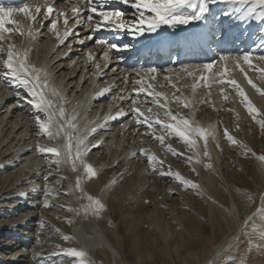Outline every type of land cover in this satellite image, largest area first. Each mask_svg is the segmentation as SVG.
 I'll use <instances>...</instances> for the list:
<instances>
[{
	"label": "bare ground",
	"instance_id": "1",
	"mask_svg": "<svg viewBox=\"0 0 264 264\" xmlns=\"http://www.w3.org/2000/svg\"><path fill=\"white\" fill-rule=\"evenodd\" d=\"M47 3H52L56 9L68 12L70 17L69 23L71 25L72 4H82L83 2L65 3L64 1L59 0L53 3L51 0H42L41 2H34L32 4L46 5ZM19 6L21 5L12 7ZM108 7L124 11L129 21L135 11L128 5L115 2L108 5ZM228 7V5L223 3L210 5V14L208 16L209 28H222L224 33H228L239 38L236 40H230L219 47L212 44L210 47L213 55L212 60H215L220 54H223V52L240 55L244 52L252 50L254 53L253 62L258 67H264V61L259 59V56L264 55V49L256 47V44L261 37V29H264V22L257 21L252 18L242 21L237 18L238 14L233 17H221L220 21H216V15L221 11L226 10ZM86 14L87 13L85 12V15ZM16 19L23 20V17L17 15ZM192 26L193 25H189L187 28L180 26L177 29L163 27L159 31V34H162L163 31L167 29L173 33L177 30H188L190 29L189 27ZM34 27L40 29V32L35 40L22 41L19 36H13V40L18 47H30L32 49L30 53V61L38 67L42 66L47 68L48 72L52 74L53 82L69 101V104L67 105L69 110L77 102H81L82 107L79 109L81 115L83 116L86 114L89 121H96L98 123L102 122L103 117L109 113L115 114L119 108H123L129 113L128 116L108 121L106 127L99 128L98 131L89 138L90 143L102 141L99 148L91 149V151L94 150L95 152L94 154L91 153V156H88L89 161L98 168V165L94 162V157L98 154L100 155L99 158L102 161H109V164H112L109 171H106L108 170L107 168L104 170H100L98 168L100 171L99 177L92 181H87L83 185L85 192L93 196L104 198V195L109 193V208L102 214L103 218L96 219L91 216H88L87 218L85 217L82 205L87 204V201L79 200L77 198L79 196L78 190L67 196L61 195L66 199V204H69L72 208L79 210V214H77L58 207L59 209H62L61 211L65 213L70 220L74 221V223H71V235L74 236L75 239L69 242L70 246L86 250L89 253L91 261L95 262V264H108V260L110 258L114 259L116 255H121L119 248L123 243L124 247L125 242L127 244L133 240L134 234H136V236L139 235L143 219L141 214L138 212L136 215L134 214L131 217L128 216L122 218L123 224H126L127 227L125 231L117 229L114 226H108L107 220H109V218H111V220L119 218L122 210L124 209V211H126L128 209V205L133 203V196L142 193L144 186L158 184L159 181H161V183L174 181L168 176H160L157 173H151L152 175L150 176H146L145 174V176L137 182L139 179L138 175L141 172L137 173V175L132 173L129 174L128 170L120 172L122 166L127 160L130 162L132 161L131 159H133L134 161H132V164L133 162L136 163L135 161L137 158H139L138 162H141V164L143 161H147L144 156L139 155V149L141 147L150 149L160 159L164 160L167 163H165L166 165H174L173 167H175L177 171L180 169L181 172L182 170V175L186 174L191 176L192 180L200 183L203 190L202 193L204 194L207 202V204L203 206V212L205 213L209 210L210 222L213 223L216 230L224 228V226H226L225 224H230L233 229L230 235H234L243 225L247 216L252 212H247V210H251L252 207L243 200L241 197L242 194L237 191L238 188L242 187L246 190L261 188V192L262 189H264V168L261 167V162L255 157H251V155L248 158H244L241 155L240 150L233 148L222 135V128L227 126L237 139L243 141L245 144L247 143V145L257 154H264V132H262L259 126L248 116L244 106L239 103V98L236 96L235 92L231 88H227L226 91L229 93L232 102L223 103L224 101L222 100L219 92H214V89L219 87L217 85H213L211 89V103H201V101L206 98L209 89L206 87L198 88L196 90L195 97H193L191 88L185 86L193 83V80L192 78L184 76L181 70V65L186 64H182L184 61L175 63L179 57L181 47L170 50L171 57L174 61L166 68H158L156 67L155 62H150L151 56L154 53L153 47H150L149 53L140 51L141 48L151 40V34H145L143 37L134 39L125 33H113L101 30L99 32L92 33L93 39H88V36L93 28L92 23L89 22L87 25L75 28L74 35L69 36L63 44H60L52 32L48 30L47 25H41L39 17ZM58 27H60L61 31H63L62 22L58 25ZM197 31L198 33L205 31L203 25H201ZM80 39H84L83 44L79 43ZM97 40H105L106 43L100 44L96 42ZM151 42L152 41H150V43ZM109 43L127 47L125 51L120 53H117L115 50L109 52L110 60L106 62L102 53L107 50V45ZM228 43L231 45V49L229 50L227 49ZM206 45L209 47L208 43L198 44V46H195V54H200V48ZM89 53L92 54L94 60L88 59ZM132 57H134V60L131 59ZM96 63L101 65L102 75H93V73L97 71L95 68ZM143 64L151 65L149 67H156L159 70L156 81L152 83L155 85H165L163 88L156 87L155 90L165 92L169 96L171 95L172 90L166 86L167 82L163 79V77L165 75L173 76V82L177 84L178 88H181L183 96L187 97L189 100L194 99V118L202 127L214 125L213 115L214 110L216 109H214L213 105L216 108L221 104L222 108H218H220V110H224L225 113H220L218 115V122L220 123L218 129L220 130V145L222 151L220 149L219 150L222 152V156L221 161L217 166L220 167V170L214 165L213 169L209 170L204 166V164H196L195 167L199 172V177L195 176L183 158H173L171 153L166 152L163 146H161L157 141H154L150 135L146 134L147 130L144 125H137L136 120L131 113L132 105L129 98H136L133 91L135 87L133 81L140 79V77L135 74V70L140 69ZM189 64L199 65L202 63L199 61ZM216 66L219 67V65ZM244 67L245 71H247L248 75L256 81L258 86L264 88V81H261L258 78V75L248 69L247 66ZM169 68L173 70L172 73L167 72V69ZM4 71L5 69L2 65H0V162L6 160L8 162L15 161L19 164L18 166L21 170L27 169L28 167V171L24 173L25 175H29V170L33 171L34 169H44L46 172L49 170V166H51L52 170H57V166L54 163L35 151L37 144L48 143L45 138L37 135V129L33 120V117L37 114V112L32 105L28 103V99H26L28 94L23 86L19 85L18 82L5 81ZM197 75H199V73H197ZM229 75L231 78H235L243 85V88L247 92L248 96L261 111L262 104H264V96H261L254 89H252L247 83V80L240 73L239 69H235L231 64H229ZM177 76L180 78L178 79ZM125 78H127V82H125ZM143 80L148 81V76L145 75ZM105 87H110V91L102 97L93 99L94 94ZM17 93H19V96ZM177 95H180V93L178 92ZM120 96H124L126 98L121 100L119 99ZM150 104L151 100L146 99L143 94L137 98L136 107H140L142 111L147 107L152 106ZM152 107L153 111H156V108L154 106ZM171 107L173 111L177 110L175 103H173ZM228 107L234 108L235 112L239 113V116L237 117L233 114V112L225 110ZM179 110L185 116L190 115L189 109L180 108ZM162 115L163 113L161 111V116ZM245 117L248 119L245 120ZM237 122L240 125V131L232 130ZM168 141L173 144L176 143L174 148L180 150L181 152L186 151L184 144L175 138H171ZM168 141L166 140V143H170ZM215 147V141L210 139L209 151L211 154V160L208 161L207 158H204L205 163L211 162L213 164V156L215 155L213 150ZM101 149L103 150L101 151ZM131 151H137L138 156L136 158H130L129 153ZM230 151L235 153H232V158L227 155ZM116 161H120V163L114 165V162ZM10 164L7 163L4 164V166L1 165L0 167L7 168L10 167ZM175 168H173V170H175ZM60 173L68 177L63 184L64 187H62L64 190H68V187L74 185L75 183V174L67 167H64ZM121 173L123 176L120 175ZM22 176L23 173L19 172L17 178L15 177L10 179L11 182L6 187H4V184L9 178L7 180L4 179V183L2 185L4 188H0V192H2L0 193V210L6 214V219V217H9L10 212L14 215L16 211L22 208L28 207L30 210L33 209V212L30 213V211H28L26 214V217L32 216L31 219L24 223L29 225L31 224L30 221L36 219H33V216L35 217V203L37 202V198L31 199V197L35 195L34 191H38L37 189L39 188L40 182L35 181L36 179L31 180L30 182L34 181V184L31 187L35 188V190L31 191L29 189L30 182H26V179H23ZM222 176H224V178ZM30 177L36 176L32 174ZM222 178L229 186L231 200H227L224 190L220 189L217 185L222 184ZM112 179H116L117 184H109L106 188L105 185ZM41 183H44V186L42 188L40 187L42 189L40 192H42L44 196L45 186H47V191L49 193L56 192L52 188V184H50L49 181H47V185L45 181H41ZM179 189H181V187L178 185V188H175V190ZM50 196L53 195L47 196V199ZM29 200L32 201L29 202ZM212 200H215L217 203H212ZM42 201H44V199ZM50 208L51 207H46V209ZM141 209H143V207H139L137 211ZM164 209L165 208L162 207L158 213H156V209V211L154 210L155 212H148L145 216L146 221L150 224V226L155 227L156 230H160L161 235L165 233L163 230L166 214L168 212ZM45 212L42 209L41 216L37 219L41 220L42 216H45ZM47 213H50V210H48ZM21 217L23 219V216ZM12 219L9 220V222L14 224L8 225L7 227L12 226L16 228L17 231L25 230V228H17L19 225L16 223L19 219ZM196 224L199 225L200 223L196 222ZM131 226L132 231L130 232ZM200 226L201 228H199V230L201 229L200 231L202 232L205 231L206 225L200 224ZM8 231L9 230L3 232L0 230V233L2 232V234H0L1 237L8 236L6 234ZM28 234H31V231L27 232V235ZM55 239L59 242H65L61 236H58ZM17 244L18 243H7V248L11 251H15V249H17ZM262 244H264V239L259 241V244L257 245L258 248L254 253V256H251L250 259L254 261L257 260L260 264H264V258L262 257L264 252L258 250L263 248V246H261ZM26 245L27 242L20 243L18 248ZM191 245L192 248H195L196 246L194 242ZM214 247L215 246L210 247L207 251L205 250L206 252L200 260L206 258L208 253ZM220 248L222 249V247ZM194 257L199 259L200 256L198 257V254L194 253Z\"/></svg>",
	"mask_w": 264,
	"mask_h": 264
},
{
	"label": "snow or ice",
	"instance_id": "2",
	"mask_svg": "<svg viewBox=\"0 0 264 264\" xmlns=\"http://www.w3.org/2000/svg\"><path fill=\"white\" fill-rule=\"evenodd\" d=\"M128 5L134 9V14L129 21L124 11L108 7L112 3ZM223 3L229 7L221 11L215 17L216 21H220L221 17H233L238 14L239 20H248L249 18L264 22V0H83L82 4H72L71 20L69 23V13L64 10L56 9L52 3L46 5L23 3L19 7L0 6V65L5 69L4 79L6 82H18L26 90L28 103L36 110L33 120L37 129V135L45 138L48 143L37 144L35 151L40 155L48 158L57 166V172L62 171L64 167L70 169L75 174V183L68 187L64 193L58 191L49 193L45 186V197L49 195H70L78 190L79 200H86L87 204L82 205L84 215L87 218L91 216L96 219L103 218L102 214L107 211V204L99 196L88 194L84 190V183L97 179L100 171L88 159L89 152L92 148H99L102 141L94 143L89 142V138L93 136L99 128H104L110 120L120 119L128 116L129 113L123 108H119L115 114L109 113L103 117L102 122L89 121L87 115H81L79 109L82 107L81 102H77L69 110L67 105L69 101L61 90L53 82V77L45 67H38L30 61V47H18L13 36L21 37L22 41L35 40L40 32L39 28L34 27L38 21L41 25H47L48 30L52 32L60 44L71 35H74V29L92 23L93 28L88 36V39H93L92 33L106 30L113 33H125L134 39L145 36V34H159L163 27L169 29H177L180 26L187 28L189 25L201 24L205 31L201 33H191L183 37V42L190 45H198L208 43L209 48L212 44L217 47L236 40L239 37H234L228 33H224L222 28H209L208 16L210 14V5ZM85 12L87 13L85 15ZM20 15L23 20L16 19ZM62 22L63 31L58 25ZM97 43H106L105 40H97ZM79 43L83 44L84 39H80ZM158 44H173L180 43L178 40H168L167 38L157 42ZM127 46L109 43L107 50L102 53L104 60H110L109 52L115 50L117 53L126 50ZM257 48L264 49V29H261V37L256 44ZM89 60H94L91 53L88 54ZM254 53L252 50L244 52L240 55H233L229 52H223L215 60L205 62L199 65L184 64L181 65V70L184 76L192 78L193 83L185 85L190 87L195 97L196 90L201 87L209 89L207 96L201 103H211L212 86L219 87V94L224 102H232L227 88H231L239 98V103L244 106L248 116L255 122L262 132H264V112H261L248 96L245 89L235 79L229 75V64L235 69H239L240 73L247 80V83L258 94L264 96V88L258 86L256 81L248 75L245 67L258 75L261 81H264V67H258L254 62ZM259 59L264 61V55L259 56ZM216 65H219L217 67ZM96 72L94 76L102 75L101 65L95 64ZM159 70L156 67L140 68L135 70V74L140 77L133 81L135 87L133 89L136 98H129L132 105L131 113L136 120L137 125H144L147 132L154 141H157L163 146L166 152L171 153L174 157H180L185 160L191 171L199 176L195 165L204 164L211 170L213 164L205 163L204 158L211 160L209 151V140L215 141L217 149L222 151L220 145V130L216 125L202 127L195 120L194 99L189 100L183 96L181 88L173 82L172 75H165L163 79L167 82V87L171 91L169 96L165 92L156 91V87L163 88L165 85H155L152 82L156 81ZM167 72L172 73L171 68ZM199 73V75H197ZM148 76V81H144L143 77ZM179 79L180 77L177 76ZM127 82V78H125ZM110 91V87H105L99 92H96L93 99L104 96ZM180 95H177V93ZM143 94L146 99L151 100V105L145 110L136 107L137 98ZM19 96V93H17ZM126 97L120 96L123 100ZM175 103L177 110L173 111L171 105ZM214 109L215 106L213 105ZM189 109L190 115L185 116L179 109ZM227 111L233 112L237 117L239 113L235 112L234 108H227ZM161 111L163 115L161 116ZM147 113V114H146ZM236 131H240V125L237 122L235 125ZM222 135L227 142L233 147L240 150L244 158L255 157L261 162V167L264 168V154H257L243 141L237 139L227 126L222 128ZM166 137L169 139L175 138L182 142L186 151L181 152L172 146L171 143H166ZM31 151V150H30ZM139 155L144 156L151 166V170L160 176H168L173 179L183 190L194 191L197 196H202L201 184L186 178L179 171L173 170L170 165H166L165 161L160 159L154 152L146 147L139 149ZM137 151L129 153L130 158H136ZM117 164L120 161L116 162ZM123 176V174H120ZM54 176V173L49 166V170L44 175L43 179L46 182ZM66 176H59L57 183H62L67 180ZM110 185H116L117 180L112 179L105 185L107 188ZM170 194H177L175 190L170 189ZM251 199V197H248ZM145 204H150L151 201L145 200ZM212 203H217L212 200ZM43 207H61L66 211L79 214L78 209H74L65 205H54L45 198ZM230 211V210H226ZM71 224L73 220H67ZM111 223V221H109ZM43 226V224L41 225ZM60 233V229H55ZM61 238L65 242H70L75 239L74 236L61 233ZM61 255L71 258L72 264H92L89 253L84 249L75 247L61 248Z\"/></svg>",
	"mask_w": 264,
	"mask_h": 264
},
{
	"label": "rangeland",
	"instance_id": "3",
	"mask_svg": "<svg viewBox=\"0 0 264 264\" xmlns=\"http://www.w3.org/2000/svg\"><path fill=\"white\" fill-rule=\"evenodd\" d=\"M240 85L242 84L240 83ZM215 91L219 92V88L214 89V92ZM218 107L222 108L221 104ZM218 107L215 108L216 110H214L213 115V122L217 127L220 126V123L218 122V115L220 113H225L224 110H220V108ZM261 108V111H263L264 104H262ZM246 119L248 118L245 117V120ZM232 130H236L235 126L232 128ZM165 139L167 141L169 140L168 137H166ZM171 144L173 147H175L176 145V143ZM102 150L103 149H101V151ZM94 152V150L90 151L88 156H91L92 154H94ZM213 152L215 154L213 156V165L220 170V167L217 165L221 161L222 152L216 147L214 148ZM232 153L233 152L230 151L227 155L232 158ZM171 156L173 155L171 154ZM99 157L100 155H95V164L98 165V168L100 170H104L105 168H107L108 170L106 171H109V169H111L110 167H112V164H109V161H102ZM173 158L175 157L173 156ZM131 160L134 161L133 159ZM132 161L128 162L127 160L122 166L120 172L128 170L129 174L132 173L136 175L137 173L141 172L138 175L139 179L137 182H139L140 179L145 176V174L146 176H150L156 173L151 170V166L149 165L148 161H143V163L141 164V162H138L139 158H137L135 161L136 163L133 162L134 165L132 164ZM116 162H114V165L117 164ZM7 163H11L10 167H0V188L3 187L2 185L4 183V179L7 180L9 178L8 181H6L4 184V187H6L11 182L10 179H13L15 177L17 178L19 172L23 173L22 178L26 179V182H30L31 180L36 179L35 181L40 182V184L39 188L37 189L38 191H34L35 195L31 197V199L37 198V202L35 203V217L33 216V219H36L30 221L31 224L26 225L24 223L32 218V216L26 217V214L28 211H30V213L33 212V209L30 210L28 207L22 208L16 211L14 215L10 212L9 217H6V219V214L0 210V230H2L3 232L9 230L8 233H6L8 236L1 237L0 235V264H72V262L70 261L71 258L59 254L61 248L72 246H70L69 242H59L57 239H55L58 236H61V233L71 235L72 224L66 222V219L70 220V218H68V216L61 211L64 208L59 209L61 207L58 208L57 206L46 209V207L42 206V200L47 197H45L42 192H40L42 190L41 188L44 186V183H41V181H44L43 177L47 173V171L45 172L44 169H34L35 171L29 170V175L31 174L30 176H32V174L36 176L30 177L29 175L24 174L26 173V171H28V167L27 169L21 170L18 166L19 164L15 161H1L0 166H4V164ZM170 166H172V169L175 168L173 167L174 165ZM4 170H6L7 172ZM175 170L177 169L175 168ZM52 171L54 173V176L49 179L50 184H52V188L54 189V191L64 193V191H67L62 188L64 187L63 184L65 181L59 184L56 182V180L59 176L65 175L57 172V170ZM178 171L180 172V169ZM180 173H182V170ZM184 176L188 179L192 178L191 176H188L186 174ZM222 177L224 178V176ZM223 178L221 180L222 184L217 185L220 189L224 190V193L227 196V200H231L229 186L223 180ZM29 184V189L31 191L35 190L34 187H31L34 184V181L30 182ZM175 188H178V184L175 181H166L164 183H161V181H159L158 184H151V186L146 185L143 187L144 190L142 191V193L134 195L135 197L133 196V203L128 205L129 210L127 209L126 211H124L123 209L119 218H115L116 220H111V218L107 220L108 226H114L117 229L125 231L127 227L126 224H123L122 222L123 217H131L134 214L136 215L138 212L139 214H141V217L143 219L141 223V232L139 233V235L136 236V234H134L133 240L127 244L125 242L124 247L123 243L119 248L122 256L116 255L114 259L110 258L108 260V264H260V262H258L257 260L254 261L250 259L251 256H254V253L258 248L257 245L259 244V241L261 239H264V189H262L261 192V188H252L251 190H246L242 187L238 188L237 191L238 193L242 194L241 197L243 198V200L252 207L251 210H247V212H252L247 216L240 229L234 235H230L233 230L230 224H225L226 226H224V228L216 230L213 226V223L210 222L211 220L209 216V210H207V212L205 213L203 212V206L207 204L203 193L202 196H197L194 191H186L182 188L179 190H175ZM170 189L175 190L177 194H170ZM249 196L251 197V199L248 198ZM108 197L109 193L104 195V198L101 197L108 206L107 210L109 208ZM48 199L50 200V203L54 205L63 204L65 205V207L70 206L69 204H66V199L61 195L59 197L53 195L48 197ZM145 200L151 201V203L145 204ZM30 201L32 200H29V202ZM139 207H143V209L137 211ZM162 207L166 209H164L165 211H168L164 224L165 231L163 230V232L165 233L162 232L163 236L160 233L161 231L156 230L155 227H151L145 218L148 212H155L157 209L156 213H158V211H160ZM42 209L44 212L46 211L44 213L45 216H42L41 220H39L37 218L41 216ZM48 210H50L51 214L47 213ZM21 216H23V219ZM16 218L19 219L16 223L19 225L17 226V228H25V230L17 231L16 228L12 226L7 227L8 225L14 224L9 222V220H17ZM109 221H111V223H109ZM196 222L206 225L205 231H200L201 229L199 230V228H201V226L200 224H196ZM42 224L43 226H41ZM57 228L60 229V233L55 231V229ZM29 231H31V234L27 235V232ZM131 231L132 226L130 232ZM0 234H2V232ZM8 240H10L11 242ZM23 242H27V245L18 248L20 243ZM193 242L196 245L195 248H192L191 244ZM7 243H18L16 246L17 249H15V251H11L9 248H7ZM213 246L215 247L209 252L210 254L208 253L206 258L200 260L204 253ZM261 246H263V248H261ZM261 246V249L258 250L264 252V244H262ZM220 247H222V249ZM194 253H197L198 257L200 256L199 259H196L194 257ZM262 257L264 258V253L262 254ZM92 264H95V262L92 261Z\"/></svg>",
	"mask_w": 264,
	"mask_h": 264
}]
</instances>
